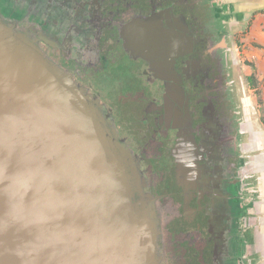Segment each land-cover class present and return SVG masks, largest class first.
I'll return each mask as SVG.
<instances>
[{
	"label": "flooded vegetation",
	"instance_id": "af4514ba",
	"mask_svg": "<svg viewBox=\"0 0 264 264\" xmlns=\"http://www.w3.org/2000/svg\"><path fill=\"white\" fill-rule=\"evenodd\" d=\"M223 7L219 0H0V21L97 101L131 152L140 180L134 201L154 216L159 264H221L210 224L215 181L223 164L236 176L241 143L257 145L254 106L237 70L239 26Z\"/></svg>",
	"mask_w": 264,
	"mask_h": 264
},
{
	"label": "water",
	"instance_id": "95a60500",
	"mask_svg": "<svg viewBox=\"0 0 264 264\" xmlns=\"http://www.w3.org/2000/svg\"><path fill=\"white\" fill-rule=\"evenodd\" d=\"M238 149L236 176L223 164L215 181V255L264 264L249 209L264 164ZM139 181L97 101L0 21V264H159L154 216L134 201Z\"/></svg>",
	"mask_w": 264,
	"mask_h": 264
},
{
	"label": "crops",
	"instance_id": "0c3cea01",
	"mask_svg": "<svg viewBox=\"0 0 264 264\" xmlns=\"http://www.w3.org/2000/svg\"><path fill=\"white\" fill-rule=\"evenodd\" d=\"M220 4L224 6L223 8L228 12V14L233 15L234 25L241 26L250 17L253 16V20L248 27L246 35L241 39L243 47L249 49L252 48L253 51H249L255 58H260L261 64L263 62L264 55V0H219ZM238 14V17L236 15ZM230 17V16H229ZM231 18V17H230ZM258 50H255L254 47ZM247 49L245 51H247ZM253 56V58H254ZM251 58V56H249ZM251 66L250 63H248ZM259 139L256 140L257 147H260L262 143H258ZM254 164L263 163L264 155L262 157H256L253 159ZM263 177L262 184L260 186V195L258 200L254 203L255 213H257L256 224H258V232L260 235V240L264 245V169L257 170Z\"/></svg>",
	"mask_w": 264,
	"mask_h": 264
},
{
	"label": "rangeland",
	"instance_id": "374dc122",
	"mask_svg": "<svg viewBox=\"0 0 264 264\" xmlns=\"http://www.w3.org/2000/svg\"><path fill=\"white\" fill-rule=\"evenodd\" d=\"M237 31L239 32L238 36V46L240 49V53L236 52L237 54V70L240 78L243 81L244 84V93L247 96L248 99L251 100L250 105L254 106V108L251 107L252 110V118L251 122L254 123L253 126L255 127V136L257 139H259L258 143H262L260 147H257V145L254 147H251V155L254 157H262L264 155V123H261V118H264V112L262 114L261 110V104L257 105V99H261L263 101V108H264V64H261L260 58H255L254 55H252L249 51H253L250 47L247 49L246 47H243L244 43H241V39L246 35L248 28L247 24H242L239 28H237ZM254 47V46H253ZM247 49V51H245ZM255 50H258L257 47H254ZM251 56V58H249ZM254 56V58H253ZM247 62L250 64L255 65L256 67V76L258 80V89L259 93H255V91H252L249 87V83L247 80V76H250L253 72L252 66H246L245 63ZM263 62H264V55H263ZM264 121V120H263Z\"/></svg>",
	"mask_w": 264,
	"mask_h": 264
},
{
	"label": "trees",
	"instance_id": "16d2710c",
	"mask_svg": "<svg viewBox=\"0 0 264 264\" xmlns=\"http://www.w3.org/2000/svg\"><path fill=\"white\" fill-rule=\"evenodd\" d=\"M251 66L253 68V72L248 77V80H249L250 86L257 91V89H258V80H257V76H256V67L253 64H251ZM257 93H259V90L257 91ZM259 104H261V110H262V114H263L264 108H263V101L261 99H259ZM262 120H264V118H262ZM263 123H264V121H263Z\"/></svg>",
	"mask_w": 264,
	"mask_h": 264
}]
</instances>
